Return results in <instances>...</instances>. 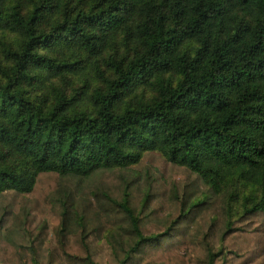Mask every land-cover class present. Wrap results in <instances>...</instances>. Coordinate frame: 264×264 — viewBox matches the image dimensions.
Segmentation results:
<instances>
[{"label": "trees", "instance_id": "obj_1", "mask_svg": "<svg viewBox=\"0 0 264 264\" xmlns=\"http://www.w3.org/2000/svg\"><path fill=\"white\" fill-rule=\"evenodd\" d=\"M0 264H264V0H0Z\"/></svg>", "mask_w": 264, "mask_h": 264}]
</instances>
